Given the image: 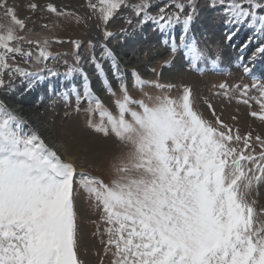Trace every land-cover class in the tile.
<instances>
[{"label":"snow or ice","instance_id":"6c2138e0","mask_svg":"<svg viewBox=\"0 0 264 264\" xmlns=\"http://www.w3.org/2000/svg\"><path fill=\"white\" fill-rule=\"evenodd\" d=\"M207 6L219 11L213 23L223 25V40L231 42L241 30L247 33L241 50L251 54L246 62L240 58L239 67L259 93L253 99L260 111L250 115L264 121V81L253 75L254 68L264 72V0H209ZM28 7L35 11L38 5ZM87 7L104 25L128 7L138 25L151 23L161 33L180 27L178 40L168 45L173 58L183 59L193 71L199 70V63L220 64L218 55H209L199 39L189 35L198 16L197 0H178L168 6L151 0L132 5L127 0H89ZM0 9L10 18L9 24H0L2 89L8 87L5 75L11 79L37 74L9 63L17 56L25 63L32 60L33 53L22 50L20 41L34 42L16 34L25 24L7 0H0ZM46 10L59 17L72 15L51 3ZM111 36L103 33L105 41ZM35 43L36 63L52 59L48 40ZM73 43L75 66L66 65L63 77L79 75L81 88L68 86L54 94L77 114L83 110L87 128L113 137L123 150L113 159L109 183L84 172L77 174L73 163L65 162L37 132L25 130L19 116L0 101V264H81L74 208L77 185L101 211L107 237L103 243L106 253L112 251L111 264H264V206L257 209V200L250 198L264 185V139L255 137L260 148L256 153L250 135L233 136L230 128L220 130L226 126L219 117L215 120L219 128L205 119L196 110L191 88L183 87L180 96L173 98L168 92L174 85L143 80L135 71L125 74L113 50L101 43L97 57L89 41V63L102 89L114 98L113 114L92 90L80 67L81 45ZM102 62L109 63L118 97ZM48 74L60 75L51 69ZM126 79L133 90L143 92L148 87L158 94L134 99ZM28 86H35L32 80ZM218 87L227 95V84ZM247 94L244 85L242 95ZM241 140L242 148L232 146Z\"/></svg>","mask_w":264,"mask_h":264},{"label":"rangeland","instance_id":"374dc122","mask_svg":"<svg viewBox=\"0 0 264 264\" xmlns=\"http://www.w3.org/2000/svg\"><path fill=\"white\" fill-rule=\"evenodd\" d=\"M65 1L70 2L69 5L56 8L58 11L73 12L70 16L59 17L48 12L46 6L50 2L44 3V6L38 5L35 11H30L27 18L16 15L25 24L23 30L16 29V34L34 42L28 44L25 41H20V46L22 50L32 52L33 59L25 63L22 57L17 56L15 61L9 60V63L27 72L36 73L37 76L26 78L13 76L10 79L5 75L3 79L8 87L0 89V101L7 103L14 113L19 116L20 120L24 122L25 130H29V124L21 118L20 112L15 111L16 108L10 100L16 99L19 101L23 94L24 98L31 102V108L42 115L43 122L52 135L61 138L59 140L62 145L65 143L70 148L77 149L74 151L76 155H73L71 162H69L75 165L77 174L84 172L109 183L113 178L111 168L113 159L123 149L113 137L105 138L87 128L83 110L77 114L74 107L68 106L58 95L54 94V90L63 92L68 86L76 87L78 90L81 88L82 81L79 75H74L69 79L63 77L66 65L75 66L77 49H75L73 42L81 45L78 50L81 57L80 67L88 75L92 90L113 114H116L113 104L114 98L102 89L95 69L89 63V58L92 55V50L88 48L89 41L95 46L97 57H99V45L101 43H105L114 52V47L122 42L121 46L129 52L127 56L129 64L124 65L118 62L119 67L125 74L135 71L143 80L172 84L174 87L168 92V95L173 98L180 96L183 87L191 88L196 110L205 119L212 123L214 127L219 128L215 124L216 118L219 117L222 124L226 126L220 128V130L227 131L230 128L233 136L239 135L243 138L245 135H250L252 137L251 144L255 152L259 153L260 148L255 137L260 136L261 139H264V121L250 115L253 111H260L255 99H253L254 97L258 98L259 93L252 88L253 80L239 69L238 60L229 61L226 54L231 55L227 51L230 48L232 52L235 47H239L238 49L241 50V42L246 39L247 33L245 30H241V34L239 33L231 41L232 43L223 40V25L213 23L215 19L219 18V11L207 6L209 0H197L198 16L191 26L189 35L198 38L200 47L206 48L209 55L213 57L218 55L220 64L213 67L210 63H199L198 71H193L189 63L183 59L173 58L169 50L168 45L177 41L182 34L180 27H177L180 35L174 38L167 33L161 34L156 30V26L151 23L143 26L138 25V18L128 7H122L114 15V18L107 25H104L99 20L98 14L89 11L87 7L89 0ZM91 2L95 3L97 0H91ZM140 2L142 0H127L129 5ZM151 2L154 5L168 6L177 3L178 0H151ZM51 4L54 6L53 3ZM72 7H78V9L73 11ZM152 14H155V9L152 10ZM128 20L132 21L131 25L127 23ZM9 23L10 18L6 17L4 11L0 9V24ZM105 31L112 33L107 41L103 38ZM157 33L158 38L156 39L153 37L148 39H144L143 36L139 37V34L155 36ZM43 40L49 41L47 51L52 59L36 63L34 57L38 52V47L35 42ZM244 60L246 62L247 59L244 58ZM102 65L116 96H120V90L112 78L109 63L102 62ZM42 69L43 71H41ZM48 69L60 75L52 77L48 74ZM260 74L264 75V72ZM256 78L264 81V77ZM29 80H32L35 86L29 87ZM126 83L130 95L134 99H141L145 94L152 96L158 94L156 89L148 87L144 88L143 92L133 90L131 80L126 79ZM221 83L227 84V95L224 90L218 87ZM244 85H248L247 95H242ZM245 100L248 101L247 104L243 102ZM208 104L212 105V109L208 108ZM213 110L215 116L212 114ZM67 128L71 131L69 132ZM37 133L42 138V135L39 132ZM92 140L95 145L88 146ZM44 142L49 147L52 146L48 142ZM232 146L242 148L243 142L242 140L239 144L233 142ZM62 159L64 160V158ZM250 198L257 200V209L264 206V185L259 187L258 195L257 191L254 190ZM74 208L77 224V254L81 264H111L112 251L106 253L103 243L107 237L104 235L106 225L101 222V211L92 204L83 191L79 190L78 185Z\"/></svg>","mask_w":264,"mask_h":264},{"label":"bare ground","instance_id":"6f19581e","mask_svg":"<svg viewBox=\"0 0 264 264\" xmlns=\"http://www.w3.org/2000/svg\"><path fill=\"white\" fill-rule=\"evenodd\" d=\"M48 2L53 3L55 7H58V6H63V7L65 6L66 7L70 3V2H67L65 0H37L35 2H34V0H7V6L13 7L14 12L16 13V15L18 17L27 18L28 15H30V11H31L28 6L31 3H36L37 5L44 6V3H48ZM77 9H78V7H72L73 11L77 10ZM71 13H73V12H71ZM165 33L172 35L173 38L175 36L180 35L179 28L169 29ZM165 33H161V34H165ZM141 36H143V38L145 37L144 39H146V38L148 39V38H152V37L156 39V38H158V33L155 36H148V35L146 36V35L139 34V37H141ZM253 43H255V41H253ZM121 44H122V42H120L119 44H117L114 47V54L117 57L118 62H121L124 65H127V64H129V62L127 61V56L129 55V52L127 49L123 48L121 46ZM238 48L235 47L233 52L231 51V48L227 49V51L231 54V55H229L228 53H226L227 59L229 61L235 59V60H238V62L240 63V58H242L244 51L239 50ZM248 53H250V50L245 51V55L243 58L247 59L250 56V55H247ZM263 77H264V75H263ZM22 96L19 99V101H17L16 99H10L12 101V105H14V107L16 108L15 111L18 113L20 112L21 118L23 120H25V122L27 124H29L30 130L35 131V132H39L42 135L43 140L48 142L50 145H52L50 147L53 148L58 153V155L60 154V156L62 158H64V160L66 162H71L72 156L76 155V154H74V151H76L77 149H72L73 147L70 148L65 143L62 145V143L60 141L61 138L55 137L54 135H52L51 131L46 127V124L43 122L44 119H43L42 115L35 112L34 108H31L32 107L31 102H29V100L27 98H24L23 94H22ZM67 130L69 132L71 131V129H69V128H67ZM92 145H95L93 140L90 144H88V146H92Z\"/></svg>","mask_w":264,"mask_h":264}]
</instances>
